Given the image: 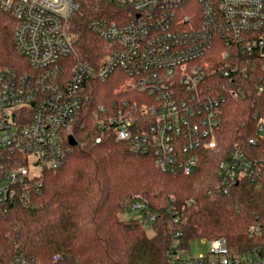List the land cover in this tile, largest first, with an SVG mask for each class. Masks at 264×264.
Instances as JSON below:
<instances>
[{"label":"built area","instance_id":"2783aa9c","mask_svg":"<svg viewBox=\"0 0 264 264\" xmlns=\"http://www.w3.org/2000/svg\"><path fill=\"white\" fill-rule=\"evenodd\" d=\"M122 18H94L89 29L112 45L99 65L82 61L70 33L80 11L76 0H0L17 20L15 43L29 72H0V215L9 207H35L47 172L56 173L71 152L70 137L86 129L96 81L118 77L125 92L91 116L92 140L114 138L135 153L151 155L165 173L192 175L202 152L221 149L220 130L229 101H253L251 130L234 141L217 167L209 195H229L247 181L264 187V0H107ZM246 123H242L245 127ZM194 199L186 201L191 206ZM128 211L142 203L123 200ZM149 222L157 219L146 213ZM175 223L179 217H175ZM177 233L171 264H264V219L248 228L249 248L235 252L225 238L195 258ZM0 264H40L22 252ZM59 261V257L55 258Z\"/></svg>","mask_w":264,"mask_h":264},{"label":"trees","instance_id":"16d2710c","mask_svg":"<svg viewBox=\"0 0 264 264\" xmlns=\"http://www.w3.org/2000/svg\"><path fill=\"white\" fill-rule=\"evenodd\" d=\"M76 1L81 9L70 24L76 54L84 62L99 65L112 45L92 33L89 23L94 18L119 21L122 16L107 0ZM17 25L0 4V72L7 68L30 71L15 43ZM260 75L264 83V71ZM93 87L85 118L88 125L77 129V144L58 171L45 174L35 207L12 206L8 214L0 215L2 248L10 254L22 252L40 264H171L169 252L180 232L186 248L195 240L225 238L232 251L247 250L249 226L259 217L264 219V187L240 181L229 195H209L207 190L217 183L218 163L234 141L257 137L251 130L256 124L253 101H229L219 134L221 149L202 152L197 170L184 175L163 172L153 156L135 153L128 143L108 137L97 144L91 133L87 137L98 106L138 96L125 92L115 77L96 81ZM256 106L264 108V95ZM126 198L142 203L145 209L139 212L145 216L147 211L157 214L155 222L147 219L153 236L140 220L123 219L128 212L123 206ZM190 199L195 203L188 206Z\"/></svg>","mask_w":264,"mask_h":264},{"label":"rangeland","instance_id":"374dc122","mask_svg":"<svg viewBox=\"0 0 264 264\" xmlns=\"http://www.w3.org/2000/svg\"><path fill=\"white\" fill-rule=\"evenodd\" d=\"M115 78L118 79V77H115ZM123 219H125V220L138 219V220H140L143 223L145 229L147 230L149 236H153V234H154L153 229H152L150 223H148L147 218L143 213H141L139 211H131L130 210L124 214ZM189 249L191 251V254L195 258H197L200 255H207L208 254V252L210 250V243L208 241L195 240L189 244Z\"/></svg>","mask_w":264,"mask_h":264},{"label":"water","instance_id":"95a60500","mask_svg":"<svg viewBox=\"0 0 264 264\" xmlns=\"http://www.w3.org/2000/svg\"><path fill=\"white\" fill-rule=\"evenodd\" d=\"M69 142L72 146H75L77 144L76 140L73 137H70Z\"/></svg>","mask_w":264,"mask_h":264}]
</instances>
